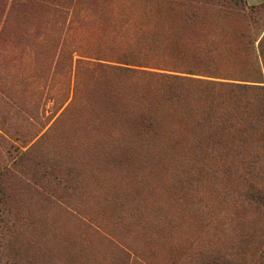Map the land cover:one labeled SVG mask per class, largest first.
Wrapping results in <instances>:
<instances>
[{"label":"rangeland","instance_id":"1","mask_svg":"<svg viewBox=\"0 0 264 264\" xmlns=\"http://www.w3.org/2000/svg\"><path fill=\"white\" fill-rule=\"evenodd\" d=\"M157 8L192 74L94 58ZM0 264H264V5L0 0Z\"/></svg>","mask_w":264,"mask_h":264},{"label":"trees","instance_id":"2","mask_svg":"<svg viewBox=\"0 0 264 264\" xmlns=\"http://www.w3.org/2000/svg\"><path fill=\"white\" fill-rule=\"evenodd\" d=\"M245 2V1H244ZM156 16L151 23L143 24L144 29L137 34L135 40V47L129 50L123 51L117 60H109L99 57H94L97 61L106 60L118 64L121 71H134L137 67L149 66V67H161L160 69L173 70L177 72L187 71L180 58L183 56L184 44V25L181 23L184 20L173 23L171 20L165 18L162 14L163 11L159 8L156 9ZM185 18V17H183ZM148 27V28H147ZM139 28L138 31H140ZM197 48L196 45H193ZM128 58V59H127ZM176 79L180 77L174 76ZM111 100L114 104H121L120 94L114 93ZM88 106L85 109L87 113V121L90 130L99 128L101 125L102 117L105 116L107 109H105L104 103L101 102V98L97 95L88 96Z\"/></svg>","mask_w":264,"mask_h":264},{"label":"crops","instance_id":"3","mask_svg":"<svg viewBox=\"0 0 264 264\" xmlns=\"http://www.w3.org/2000/svg\"><path fill=\"white\" fill-rule=\"evenodd\" d=\"M249 6H262L264 5V0H244Z\"/></svg>","mask_w":264,"mask_h":264}]
</instances>
